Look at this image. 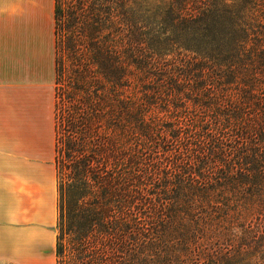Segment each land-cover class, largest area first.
Segmentation results:
<instances>
[{"label":"trees","instance_id":"1","mask_svg":"<svg viewBox=\"0 0 264 264\" xmlns=\"http://www.w3.org/2000/svg\"><path fill=\"white\" fill-rule=\"evenodd\" d=\"M54 82L55 264H264V0H54Z\"/></svg>","mask_w":264,"mask_h":264},{"label":"crops","instance_id":"2","mask_svg":"<svg viewBox=\"0 0 264 264\" xmlns=\"http://www.w3.org/2000/svg\"><path fill=\"white\" fill-rule=\"evenodd\" d=\"M53 79L54 0H0V264L56 261Z\"/></svg>","mask_w":264,"mask_h":264},{"label":"rangeland","instance_id":"3","mask_svg":"<svg viewBox=\"0 0 264 264\" xmlns=\"http://www.w3.org/2000/svg\"><path fill=\"white\" fill-rule=\"evenodd\" d=\"M64 60H65V57H64ZM64 63H68V62L65 60ZM65 66H68V64H65ZM54 91H55V82L53 79L52 89H51V94H52L51 116H52L53 129H52V137L51 138L48 137V141L44 143L45 144L44 156L46 157V160L49 161L52 165L53 183L56 189V170H55V165H54ZM50 139H51V142H50ZM56 197H57V191H56Z\"/></svg>","mask_w":264,"mask_h":264}]
</instances>
